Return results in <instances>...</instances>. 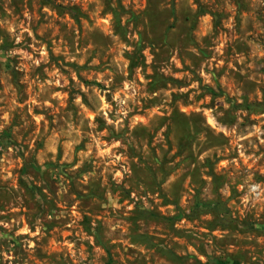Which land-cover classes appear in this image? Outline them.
<instances>
[{
	"label": "rangeland",
	"instance_id": "rangeland-1",
	"mask_svg": "<svg viewBox=\"0 0 264 264\" xmlns=\"http://www.w3.org/2000/svg\"><path fill=\"white\" fill-rule=\"evenodd\" d=\"M0 264H264V0H0Z\"/></svg>",
	"mask_w": 264,
	"mask_h": 264
},
{
	"label": "trees",
	"instance_id": "trees-1",
	"mask_svg": "<svg viewBox=\"0 0 264 264\" xmlns=\"http://www.w3.org/2000/svg\"><path fill=\"white\" fill-rule=\"evenodd\" d=\"M209 205H211L212 207H216L214 204H209ZM196 206H197V203H196ZM197 210V209H196Z\"/></svg>",
	"mask_w": 264,
	"mask_h": 264
}]
</instances>
